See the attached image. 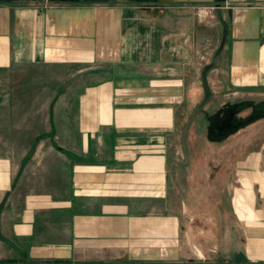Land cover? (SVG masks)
<instances>
[{"label": "crops", "instance_id": "obj_1", "mask_svg": "<svg viewBox=\"0 0 264 264\" xmlns=\"http://www.w3.org/2000/svg\"><path fill=\"white\" fill-rule=\"evenodd\" d=\"M254 94L264 0H0V264H264V99L231 100ZM230 111L216 138L259 146L205 216L183 128L213 141Z\"/></svg>", "mask_w": 264, "mask_h": 264}, {"label": "rangeland", "instance_id": "obj_2", "mask_svg": "<svg viewBox=\"0 0 264 264\" xmlns=\"http://www.w3.org/2000/svg\"><path fill=\"white\" fill-rule=\"evenodd\" d=\"M197 17L201 18H211L213 15L209 14V11L215 8L213 5H201L196 7ZM199 8H201V11H199ZM204 8H209L204 9ZM201 12V13H200ZM200 13V14H199ZM242 100H248L251 103V107L249 108H243L241 112H239V117L244 120H247L251 115H254L253 118L257 117V112L261 110V108H258L257 111H253L255 107H258V103L264 99L263 95H238L235 97H232L231 100H234L235 102ZM221 99H217V103L215 107H218L220 105ZM215 105V104H214ZM243 107V106H241ZM241 109V108H240ZM211 110V109H210ZM213 111V108H212ZM211 111V112H212ZM229 113V112H228ZM227 113V114H228ZM236 116V114H235ZM190 116H188L189 121ZM192 119V118H191ZM259 121H255L251 123L250 125H247L244 127V129H241L242 131L246 132V134H250V137L252 140H255L258 137L257 133V124ZM185 130V141L182 145L185 147V151L187 152L185 154L184 159H180V170L182 175L185 173V178H188L190 176V173H192V167L194 168H202V178L203 183L202 189L200 191L193 190V183L188 182L185 183L184 186L187 188L186 195L187 197H190L194 200V198H200L202 200H217V206L210 207L207 205L204 201H202L201 209L203 210V214L205 213V216L210 215V210H217L218 216L222 217L225 215V206L222 205L221 201L225 200L224 191L225 188H223L224 180L228 175L229 172L233 173L235 172L237 159L241 158L242 155L246 150L251 149H257L259 146V143L257 142H251L249 144L243 143L238 141L236 139L237 137H234V135H230L228 137H223L221 139L216 138V135L214 134L213 130L214 128H211L209 131V137H214L213 141H210L206 135H204L203 131V141L201 143H195L192 140H189V136L191 133H195L200 128L197 127H185L183 128ZM241 130L239 133L241 134ZM243 147V148H242ZM243 149V150H242ZM202 151L205 155L201 156L200 158L195 157V153ZM205 156V157H204ZM194 172V171H193ZM181 175V176H182ZM215 178H218V181H215ZM231 178V174L228 177ZM214 179V180H213ZM212 181V182H211ZM214 183V186L212 189L210 188V185L206 187L208 184ZM229 183V182H228ZM223 192V193H222ZM227 193V190H226ZM167 197L176 199L178 197V192L176 196V192L173 190L167 191ZM175 202L176 201H172ZM209 202V201H206ZM207 205V206H206ZM177 207L172 206L171 210L177 211ZM192 209V208H191ZM216 211V212H217ZM217 215V214H216ZM220 226V224H219Z\"/></svg>", "mask_w": 264, "mask_h": 264}, {"label": "water", "instance_id": "obj_3", "mask_svg": "<svg viewBox=\"0 0 264 264\" xmlns=\"http://www.w3.org/2000/svg\"><path fill=\"white\" fill-rule=\"evenodd\" d=\"M229 114L234 115V111L230 112ZM254 115H251L248 119H252ZM243 123V121H237L235 123H231L229 121V119L227 118V120H225L224 122H222V126L225 127V129L219 133V135H225L228 132H231L233 130H236L239 128V126Z\"/></svg>", "mask_w": 264, "mask_h": 264}, {"label": "flooded vegetation", "instance_id": "obj_4", "mask_svg": "<svg viewBox=\"0 0 264 264\" xmlns=\"http://www.w3.org/2000/svg\"><path fill=\"white\" fill-rule=\"evenodd\" d=\"M257 109H258V107H255V109L253 111H257ZM229 113L226 115V117L217 126H215V129L213 130V132H214L215 135H219V133L222 132L225 129V127L222 126V122H224L225 120H227V118L229 119V121L232 124L235 123V122H237V121H239V120H237V118L235 117V115H231ZM234 114H235V111H234Z\"/></svg>", "mask_w": 264, "mask_h": 264}, {"label": "built area", "instance_id": "obj_5", "mask_svg": "<svg viewBox=\"0 0 264 264\" xmlns=\"http://www.w3.org/2000/svg\"><path fill=\"white\" fill-rule=\"evenodd\" d=\"M204 9H208L209 10V8H204ZM199 11H201V8H199ZM210 12V11H209Z\"/></svg>", "mask_w": 264, "mask_h": 264}]
</instances>
